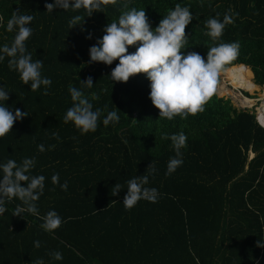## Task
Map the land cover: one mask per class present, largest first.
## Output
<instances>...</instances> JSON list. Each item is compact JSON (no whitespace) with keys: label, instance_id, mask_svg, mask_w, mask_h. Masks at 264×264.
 <instances>
[{"label":"trees","instance_id":"1","mask_svg":"<svg viewBox=\"0 0 264 264\" xmlns=\"http://www.w3.org/2000/svg\"><path fill=\"white\" fill-rule=\"evenodd\" d=\"M46 3L54 0H0V47L10 45L16 34L7 31L13 13L32 15L26 50L33 61L44 62L41 77L51 80L50 86L31 91L9 68L7 57L0 61V87L9 92L0 105L28 113L0 138V164L34 159L26 174L45 177L35 202L38 216L26 211L13 216L16 206L23 205L19 199L6 202L0 214V264H35L39 259L44 264H264V246H257L264 245V130L255 115L214 93L202 113L159 119L145 74L126 83L112 81L119 60L110 66L92 63L89 54L105 26L122 12L144 9L155 29L179 3L193 15L184 54L195 51L206 59L213 42L205 35V22L223 21L227 14L233 22L216 43L240 47L225 70L246 65L255 84L264 87V0H118L91 16L71 8L49 13ZM77 15L85 16L83 22L69 28ZM135 51L136 46L128 48ZM88 77L91 88L82 83ZM69 86L81 90L93 110H102L95 132L82 135L72 122H64L74 103ZM111 111L119 121L105 126L103 119ZM174 133L187 137L183 164L166 176L175 152L163 137ZM40 144L44 152L38 150ZM151 163L154 173L147 169ZM54 174L59 175L56 184ZM142 175L149 177L145 187L158 190L157 202L140 200L126 211L127 181ZM65 181L67 190L61 187ZM116 183L122 189L113 196ZM50 210L63 221L54 232L41 228V217ZM54 252L63 258L54 259Z\"/></svg>","mask_w":264,"mask_h":264},{"label":"clouds","instance_id":"2","mask_svg":"<svg viewBox=\"0 0 264 264\" xmlns=\"http://www.w3.org/2000/svg\"><path fill=\"white\" fill-rule=\"evenodd\" d=\"M117 2L118 0H54V3H46L45 8L49 13H52L55 8L83 9L88 14L86 16H91L94 12H102V8L108 5H116ZM128 7V4H124L125 9ZM84 17L79 15L74 17L70 21L69 28L81 24L78 22L81 20L83 22ZM33 19L32 15L13 13L7 22V31L15 30L16 34L10 45L5 44L0 47V61L7 57L9 68L19 74L22 84H30L31 91H36L41 85L50 86L51 80L41 77L44 62L40 59L33 61L32 54L26 50L25 42L32 35V28L29 25ZM192 19L193 15L189 8L182 7L177 3L153 29L144 9L131 8L122 12L117 21L105 26L103 37L89 49L90 62L110 66L114 61L119 60L110 74L111 80L115 82L126 83L130 77L145 74L150 81L149 99L152 105L159 110V119L173 120L176 117L187 119L190 115L195 116L205 110L206 104L216 90L218 77L224 72L226 66L237 59L240 46L237 42L216 43L223 36L226 25L233 22L231 17L226 14L223 21L209 18L205 22L207 29L205 35L213 42V46L207 47L206 59L195 51L184 54L182 50L189 45L186 26L191 23ZM2 20L3 17H0V21ZM88 38H91V35ZM130 46H136V51L129 53ZM82 83L91 88L93 86L92 77H88ZM228 87L230 88V86ZM69 92L74 103L67 110L64 122H72L82 135L95 132L102 110L99 108L93 110V105L84 97L81 90L69 86ZM8 93L0 87V101H7ZM46 94L47 92H45ZM244 95L245 98L253 100L260 98L249 95L248 92H245ZM231 99L235 98L230 97L229 100L231 101ZM238 101V106H240V99ZM257 108H259V103L252 107L247 106V109L243 111L254 114L256 119ZM26 116L28 113L22 112L19 108L15 109V113H13L5 104L0 105V138L9 134L14 123ZM113 121H119L116 111L109 112L103 119V124L107 126ZM256 123L258 124L257 119ZM258 126L260 125L258 124ZM163 138L171 140L175 152V156L168 162L165 173L167 176L174 173L183 164L181 149L186 146L187 137L183 133H174L170 137ZM38 150L44 152V145H38ZM34 163V159L25 158L19 165L12 159L0 164V171L3 173L0 176V214L6 211V202L19 199L23 206L17 205L13 216L20 217L25 211L39 215L35 202L43 193L45 177L43 175L29 177L26 174L34 166ZM147 169L151 173L155 172L152 163ZM51 179L56 184L59 181V175L54 174ZM148 181V175L127 181V193L122 203L126 211L134 208L140 200L157 202L158 190L145 187ZM21 182H25L26 187L22 186ZM61 187L63 190H67V182L65 181ZM121 189V185L116 183L112 195H118ZM41 219L43 220L41 228L46 232H54L63 222L54 210L48 211ZM34 243L35 247H40L39 241ZM257 246L264 245L258 242ZM51 255L56 260L63 258L60 252H54ZM35 264H44V261L39 259Z\"/></svg>","mask_w":264,"mask_h":264},{"label":"bare ground","instance_id":"3","mask_svg":"<svg viewBox=\"0 0 264 264\" xmlns=\"http://www.w3.org/2000/svg\"><path fill=\"white\" fill-rule=\"evenodd\" d=\"M221 74L224 75L225 81L223 86L221 85L220 88L218 87L220 96H232L236 100H239L240 97L237 93V89H242L251 93V95L258 91L257 84L252 81L253 73L249 67L242 65L233 69L225 70ZM227 85L230 86L229 89H227ZM261 99H264V93L261 95ZM241 101L248 107H252L253 105L251 103L254 102L248 98H246V100L242 98Z\"/></svg>","mask_w":264,"mask_h":264},{"label":"built area","instance_id":"4","mask_svg":"<svg viewBox=\"0 0 264 264\" xmlns=\"http://www.w3.org/2000/svg\"><path fill=\"white\" fill-rule=\"evenodd\" d=\"M245 92L246 91H244L242 89H237V93L239 94V97H240V106L237 107L238 109H242V110L247 109V106L245 104H243L241 101L242 98H244L246 100L245 95H244ZM254 100L256 101L255 105L259 103V108H257V117H256L257 122L264 129V108H263L264 99L256 98Z\"/></svg>","mask_w":264,"mask_h":264},{"label":"rangeland","instance_id":"5","mask_svg":"<svg viewBox=\"0 0 264 264\" xmlns=\"http://www.w3.org/2000/svg\"><path fill=\"white\" fill-rule=\"evenodd\" d=\"M253 73V72H252ZM225 79V77H224V75H222V74H220V76L218 77V81H217V84H216V90H215V92L214 93H216V95L219 97V98H223V99H225V100H229L230 99V97H232V96H220L219 95V88H220V86L222 85H224V80ZM253 79H254V74H253ZM253 81V80H252ZM254 82V81H253ZM258 86V85H257ZM219 87V88H218ZM261 86H258V91H256L252 96H257V97H260L261 98V95L264 93V87H262V88H260ZM227 89H229V87L227 86ZM250 95H251V93H249ZM248 99H250V98H248ZM252 101H254V102H252L251 104L254 106V104H255V100H253V99H251ZM231 102H232V104L235 106V107H237L238 105H239V101L238 100H232L231 99Z\"/></svg>","mask_w":264,"mask_h":264},{"label":"crops","instance_id":"6","mask_svg":"<svg viewBox=\"0 0 264 264\" xmlns=\"http://www.w3.org/2000/svg\"><path fill=\"white\" fill-rule=\"evenodd\" d=\"M254 155H251V158L253 157Z\"/></svg>","mask_w":264,"mask_h":264},{"label":"water","instance_id":"7","mask_svg":"<svg viewBox=\"0 0 264 264\" xmlns=\"http://www.w3.org/2000/svg\"><path fill=\"white\" fill-rule=\"evenodd\" d=\"M244 66H246V65H244ZM246 67H248V66H246ZM253 157H254V156H253ZM253 157H252V158H253Z\"/></svg>","mask_w":264,"mask_h":264}]
</instances>
